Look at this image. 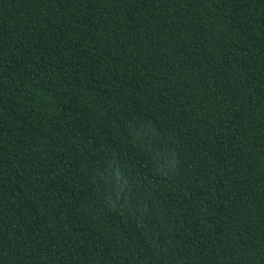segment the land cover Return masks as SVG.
<instances>
[{
  "label": "trees",
  "instance_id": "obj_1",
  "mask_svg": "<svg viewBox=\"0 0 264 264\" xmlns=\"http://www.w3.org/2000/svg\"><path fill=\"white\" fill-rule=\"evenodd\" d=\"M0 264H264V0H0Z\"/></svg>",
  "mask_w": 264,
  "mask_h": 264
}]
</instances>
